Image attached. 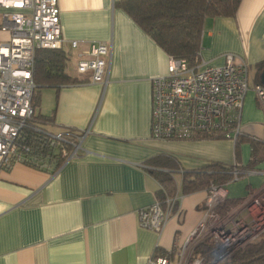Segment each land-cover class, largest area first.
Here are the masks:
<instances>
[{
  "label": "crops",
  "instance_id": "0c3cea01",
  "mask_svg": "<svg viewBox=\"0 0 264 264\" xmlns=\"http://www.w3.org/2000/svg\"><path fill=\"white\" fill-rule=\"evenodd\" d=\"M117 1L57 0L62 39L81 43L71 53L64 47L71 57L66 74L77 83L43 88L33 110L51 133L87 136L79 156L57 171L17 163L0 172V264H147L151 257L175 264L204 217L208 196L206 190L183 193L185 174L215 165L238 168L241 175L219 187L230 201L264 188V148L257 147L251 163L255 141L264 140V113L252 93L244 99L245 137L237 146L221 138L151 137L153 82L166 75L169 56L115 7ZM9 39L0 29V43ZM89 42L109 47L106 85L75 72V56ZM229 54L247 63L252 82L260 83L264 0H241L233 17L204 21L200 59L221 66ZM154 173L172 179L169 197H177L161 234L138 223L139 211L159 200L165 186Z\"/></svg>",
  "mask_w": 264,
  "mask_h": 264
},
{
  "label": "built area",
  "instance_id": "2783aa9c",
  "mask_svg": "<svg viewBox=\"0 0 264 264\" xmlns=\"http://www.w3.org/2000/svg\"><path fill=\"white\" fill-rule=\"evenodd\" d=\"M0 10V29L10 33V39L0 43V172L17 163L57 171L79 156L87 132L55 134L41 124H31L35 54L40 50L65 53L64 47L71 53L81 43L62 39L57 0H0ZM86 45L75 56V72L89 76L92 84L106 85L109 47L103 42ZM70 60L68 56L67 62ZM248 78L249 66L236 62L234 55H226L221 66H210L199 55L193 66L169 57L166 75L153 82L151 137L186 142L219 138L236 142L245 137L241 116ZM251 90L264 113V86L254 83ZM26 131L43 137L40 152L27 143ZM259 142L264 147V140ZM233 175L236 180L238 172ZM225 200L219 187H210L204 217L181 247L175 264H205L203 258L193 255L206 242L212 246L210 264H219L264 238V188L220 216L216 209ZM176 202L177 197L166 196L142 209L139 226L161 234ZM147 264L169 261L151 257Z\"/></svg>",
  "mask_w": 264,
  "mask_h": 264
},
{
  "label": "trees",
  "instance_id": "16d2710c",
  "mask_svg": "<svg viewBox=\"0 0 264 264\" xmlns=\"http://www.w3.org/2000/svg\"><path fill=\"white\" fill-rule=\"evenodd\" d=\"M240 3L241 0H118L115 7L122 9L169 57L185 60L193 66L199 55L204 21L214 17H233ZM67 60L68 57L62 51L36 52L33 69V81L36 88L32 102L39 97L43 88L77 83L76 79L66 74ZM258 67V74H260L264 63ZM45 121L42 117L35 115L31 124L40 125ZM26 137L28 144L33 145L39 152L42 150L43 137L31 131H26ZM239 140H236V146ZM255 142L254 159L251 163L256 162L254 153L257 147L264 148L262 143ZM154 163H158L157 160ZM232 171L238 172L237 178L241 175L238 168L232 170L218 165L196 173L185 174L182 191L183 193L209 191L211 186H224L234 180ZM154 175L161 184L165 185L157 196L162 201L166 196L172 195L174 184L166 175L160 173H154ZM238 203L239 201L225 200L218 206L217 213L224 216ZM211 252L212 246L206 242L197 247L194 254L203 258L205 264H210ZM219 264H264V238L235 252Z\"/></svg>",
  "mask_w": 264,
  "mask_h": 264
},
{
  "label": "water",
  "instance_id": "95a60500",
  "mask_svg": "<svg viewBox=\"0 0 264 264\" xmlns=\"http://www.w3.org/2000/svg\"><path fill=\"white\" fill-rule=\"evenodd\" d=\"M259 82L261 85L264 86V69L261 71V73L259 75Z\"/></svg>",
  "mask_w": 264,
  "mask_h": 264
},
{
  "label": "rangeland",
  "instance_id": "374dc122",
  "mask_svg": "<svg viewBox=\"0 0 264 264\" xmlns=\"http://www.w3.org/2000/svg\"><path fill=\"white\" fill-rule=\"evenodd\" d=\"M68 66H69V65H68ZM68 66H67V67H68ZM253 84H254V83L252 82L251 77H249V82H248V85H249V93H252V94L254 95L253 91L251 90ZM254 97H255V95H254Z\"/></svg>",
  "mask_w": 264,
  "mask_h": 264
}]
</instances>
